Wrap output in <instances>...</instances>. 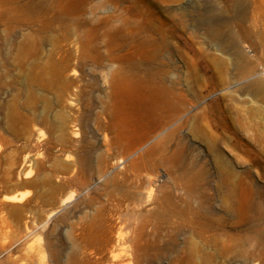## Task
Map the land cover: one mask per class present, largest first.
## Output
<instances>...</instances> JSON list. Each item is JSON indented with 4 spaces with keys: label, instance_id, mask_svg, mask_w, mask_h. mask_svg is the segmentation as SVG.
I'll list each match as a JSON object with an SVG mask.
<instances>
[{
    "label": "rangeland",
    "instance_id": "1",
    "mask_svg": "<svg viewBox=\"0 0 264 264\" xmlns=\"http://www.w3.org/2000/svg\"><path fill=\"white\" fill-rule=\"evenodd\" d=\"M242 46L249 52L238 68ZM251 67L246 80L250 73L239 71ZM227 109L264 156V13L256 0H0V264L32 256L34 264H66L76 250L72 227L109 207L113 179L132 182L150 213L165 191L186 198L187 183L194 208L222 215L204 130L220 133L212 119ZM224 149L264 192V162L230 143ZM187 165L192 172L181 178ZM231 223L223 226L234 231ZM158 225L151 264H170L187 239L198 241L196 228L174 216ZM238 228L249 234L242 250L208 264H264V213Z\"/></svg>",
    "mask_w": 264,
    "mask_h": 264
},
{
    "label": "bare ground",
    "instance_id": "2",
    "mask_svg": "<svg viewBox=\"0 0 264 264\" xmlns=\"http://www.w3.org/2000/svg\"><path fill=\"white\" fill-rule=\"evenodd\" d=\"M256 6L264 13V0H256ZM248 52L244 46L235 49V62L238 68L246 63ZM253 70L251 67V69L240 70L239 73L244 76L249 72L251 76L246 78L249 80L255 74ZM164 91L168 93L167 89ZM188 111L182 113L175 122ZM220 111L212 119L215 126L220 129V133L216 134L208 128L204 132L209 141L208 152L211 153L217 168L213 183L219 196L222 215L194 208L192 205L194 190H189L187 183H185L188 189L186 198H175L171 192L165 191L161 201L157 202L154 212L150 213L143 209L149 199L142 200L132 182H118L113 179L111 180L113 189L108 195L109 207L99 206L90 217H83L81 225L72 227L70 239L76 246V250L69 253L66 264H151L150 251L156 248L154 238L159 228L158 223L161 219L169 220L171 216L181 219L185 225L196 228L194 234L198 241L192 237L187 239L184 246L173 254L170 264H198L199 255L208 264L215 255L224 256L237 250L241 251L249 234L245 229L238 227L243 223H254L257 216L264 213V192L253 190L251 182L246 183L242 179L245 162L236 153L229 154L224 146L230 143L244 151L254 162H264V156L254 148L255 143L245 140L242 130L233 124L231 110ZM105 141L107 145H111L107 138ZM142 147L124 157H119L117 166L138 153ZM97 160L100 175H107L103 167L106 164L105 160L99 157ZM165 167L168 177H174V166L168 162ZM205 171L206 169L200 166L194 171V176L200 178ZM190 172L192 169L189 170L187 165L179 176L187 178ZM147 185L149 187L152 185L151 179L147 180ZM106 209L109 210V216L106 214ZM229 218L232 219L231 225L234 231L223 226L224 221ZM24 231L25 234L21 232L26 235L31 232V229L25 228ZM23 234L20 236L23 237ZM208 246H212V251L208 250ZM34 261L33 256L23 257L20 264H34Z\"/></svg>",
    "mask_w": 264,
    "mask_h": 264
}]
</instances>
